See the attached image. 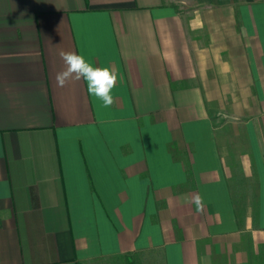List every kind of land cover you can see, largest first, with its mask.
Wrapping results in <instances>:
<instances>
[{"label":"crops","instance_id":"obj_1","mask_svg":"<svg viewBox=\"0 0 264 264\" xmlns=\"http://www.w3.org/2000/svg\"><path fill=\"white\" fill-rule=\"evenodd\" d=\"M180 2L0 0V264H264V0Z\"/></svg>","mask_w":264,"mask_h":264},{"label":"clouds","instance_id":"obj_2","mask_svg":"<svg viewBox=\"0 0 264 264\" xmlns=\"http://www.w3.org/2000/svg\"><path fill=\"white\" fill-rule=\"evenodd\" d=\"M59 56L64 67L55 76L58 88H64L72 81L83 80L89 96L99 101L104 108H110L115 103L112 92L120 80L117 69L111 66H94L83 54L75 51H60ZM188 202L195 205L197 213L203 211L204 201L198 193Z\"/></svg>","mask_w":264,"mask_h":264},{"label":"rangeland","instance_id":"obj_3","mask_svg":"<svg viewBox=\"0 0 264 264\" xmlns=\"http://www.w3.org/2000/svg\"><path fill=\"white\" fill-rule=\"evenodd\" d=\"M227 0H182L180 5L182 6V10L191 11L195 6H216L220 4L225 5ZM141 254V262L142 264H163L161 253L155 249H144L139 251ZM83 264H112L109 258H99L90 261H86Z\"/></svg>","mask_w":264,"mask_h":264},{"label":"trees","instance_id":"obj_4","mask_svg":"<svg viewBox=\"0 0 264 264\" xmlns=\"http://www.w3.org/2000/svg\"><path fill=\"white\" fill-rule=\"evenodd\" d=\"M153 249L158 250L161 253V258H162L163 264H165L164 253H163L162 249H160V248H153ZM140 251H142V250H140ZM106 258H109L111 260L112 264H142L141 254L139 251H136L132 254H116V255H112L110 257H106Z\"/></svg>","mask_w":264,"mask_h":264}]
</instances>
